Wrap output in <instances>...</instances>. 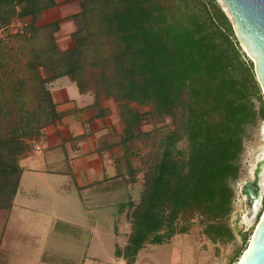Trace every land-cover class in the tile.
I'll list each match as a JSON object with an SVG mask.
<instances>
[{"label":"trees","instance_id":"16d2710c","mask_svg":"<svg viewBox=\"0 0 264 264\" xmlns=\"http://www.w3.org/2000/svg\"><path fill=\"white\" fill-rule=\"evenodd\" d=\"M69 2L79 5L66 18L76 27L71 49H57L52 34L60 21H54L44 26L49 47L32 51L22 66L26 79L8 74L0 58V210H9L16 194L19 159L44 128L63 118L46 85L66 77L80 94L93 95L94 106L117 104L119 132L106 138L104 148L120 149L116 163L123 171L117 176L127 184L138 182L129 144L140 136L143 118L168 117L173 124L144 174L139 200L120 206L127 207L130 234L124 247L115 246L116 258L134 264L145 245L186 233V216L193 215L211 244L232 242L225 222L230 184L239 176L247 129L264 121V96L223 9L215 0H64ZM55 6L54 0H0V31L20 23L15 36L31 43L42 14ZM28 85L34 105L26 108ZM181 141L185 149L178 148Z\"/></svg>","mask_w":264,"mask_h":264},{"label":"crops","instance_id":"0c3cea01","mask_svg":"<svg viewBox=\"0 0 264 264\" xmlns=\"http://www.w3.org/2000/svg\"><path fill=\"white\" fill-rule=\"evenodd\" d=\"M62 79L71 82L59 78L48 90L63 118L44 128L42 138L32 142L31 152L18 161L21 173L2 222L0 258L12 247H24L16 241L41 240L39 250L31 245L35 254L28 247L21 252L28 258L22 264H34L33 257L39 258L37 264H125L114 255L115 246L124 247L130 234L127 207L120 206L136 203L142 189L137 188L139 182L130 185L117 176L123 171L116 163L120 149L104 148L119 121L109 102L94 106L91 93L59 85ZM107 210L110 213L103 214ZM151 247L145 245L134 264L139 263L141 253L150 255ZM177 260L185 264L183 257Z\"/></svg>","mask_w":264,"mask_h":264},{"label":"rangeland","instance_id":"374dc122","mask_svg":"<svg viewBox=\"0 0 264 264\" xmlns=\"http://www.w3.org/2000/svg\"><path fill=\"white\" fill-rule=\"evenodd\" d=\"M58 2V6L51 10L45 11L36 26L39 28L38 33L33 37L31 43H24L19 37L15 36L16 32H19L21 26L17 22H13L8 28L0 31V58L6 64L8 74L15 78H27L26 72L23 69V64L30 58L32 51L46 50L49 47L48 30L44 29L45 25H48L54 21H60L58 30L52 34L54 42L59 51H66L73 47L71 34L75 31L76 27L74 22L70 19H66L79 12L78 2H72L65 5L62 0H55ZM225 12L224 5L221 0H215ZM227 15V13L225 12ZM228 17V15H227ZM230 20L233 30L234 24ZM235 34V33H234ZM241 48V47H240ZM244 52V50L241 48ZM245 53V52H244ZM13 71H10V69ZM15 72V73H14ZM0 74H2L0 72ZM40 74L44 77V72L40 69ZM59 85H65L69 89L76 92L77 88L74 84L67 79L58 81ZM49 84L46 88H49ZM31 85H28L24 91L23 104L26 108L34 105L33 96L31 94ZM5 94H8L6 91ZM110 108H112L115 114V120L118 118V107L116 103L108 101ZM131 107L139 113H146L150 111L148 107H138L131 105ZM173 129L172 121L168 117L157 118L155 116H145L139 126L140 136L133 140L129 144L131 161L137 169V178L139 182L138 190L142 189V182L145 172L151 167L158 159V143L160 139L168 131ZM119 132V129H117ZM179 149H185L186 143L181 141L178 143ZM264 148V121H258L255 126L247 129L246 137L243 140V151L239 160V176L237 180L230 184L233 190V198L231 202V212L225 220L228 227L232 230L235 238L232 242L227 244H211L202 234L203 226L199 222V217L193 215L191 217L186 216L188 219V231L184 234L175 235L170 241L160 246L151 247L152 253L147 255L145 252L141 253L138 264H177L176 260L183 257L185 264H237L241 258L243 252L247 249L249 240L254 231V227L258 220L250 225H245L243 216L245 213L242 198L239 194V187L242 183L250 180L249 171L254 164L255 158ZM264 203L262 206L263 210ZM110 211H104L103 214H109ZM101 214V213H100ZM6 216V211L0 210V232L2 228V222ZM102 220L104 215L101 216ZM100 226L106 227L99 222ZM108 228V222H107ZM247 238L246 244L243 239ZM106 245L110 244V241L104 240ZM24 247H12V249L0 258V262L3 264H22L24 260H27L26 256H22V251H25L28 247L30 253L35 254L36 250H39L42 244L41 240L37 241H16L14 242ZM245 244V246H244ZM34 245L36 250L31 247ZM26 247V248H25ZM150 247V246H149ZM26 254V253H25ZM179 255V256H178ZM38 257H33L34 264H37ZM178 261V260H177ZM40 264H44L41 262Z\"/></svg>","mask_w":264,"mask_h":264},{"label":"water","instance_id":"95a60500","mask_svg":"<svg viewBox=\"0 0 264 264\" xmlns=\"http://www.w3.org/2000/svg\"><path fill=\"white\" fill-rule=\"evenodd\" d=\"M234 24L235 37L252 61L256 80L264 96V0H221ZM250 180L242 183L239 194L245 210L243 221L257 220L247 249L237 264H264V158L254 160ZM245 217L248 220L245 222Z\"/></svg>","mask_w":264,"mask_h":264},{"label":"bare ground","instance_id":"6f19581e","mask_svg":"<svg viewBox=\"0 0 264 264\" xmlns=\"http://www.w3.org/2000/svg\"><path fill=\"white\" fill-rule=\"evenodd\" d=\"M261 158H264V148L261 149V152L259 153V155L256 157V159H261ZM250 172V171H249ZM250 175V174H249ZM245 222H247L248 220L246 219L245 217Z\"/></svg>","mask_w":264,"mask_h":264},{"label":"built area","instance_id":"2783aa9c","mask_svg":"<svg viewBox=\"0 0 264 264\" xmlns=\"http://www.w3.org/2000/svg\"><path fill=\"white\" fill-rule=\"evenodd\" d=\"M17 24H19V26H21L20 23H17Z\"/></svg>","mask_w":264,"mask_h":264}]
</instances>
